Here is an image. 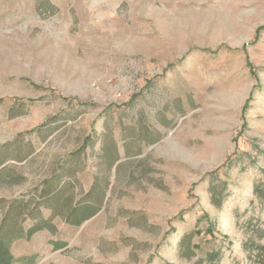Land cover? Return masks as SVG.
Wrapping results in <instances>:
<instances>
[{"label": "rangeland", "instance_id": "rangeland-1", "mask_svg": "<svg viewBox=\"0 0 264 264\" xmlns=\"http://www.w3.org/2000/svg\"><path fill=\"white\" fill-rule=\"evenodd\" d=\"M65 161L101 209L15 259L264 264V0H0V218Z\"/></svg>", "mask_w": 264, "mask_h": 264}, {"label": "trees", "instance_id": "trees-1", "mask_svg": "<svg viewBox=\"0 0 264 264\" xmlns=\"http://www.w3.org/2000/svg\"><path fill=\"white\" fill-rule=\"evenodd\" d=\"M95 145L96 141L91 143V146ZM104 146V143L100 142L99 150L103 151ZM112 146L114 151L109 160V167L115 165L117 161L116 143L112 142ZM30 152L31 149L28 153ZM80 153L81 149L74 152L71 157L80 155ZM68 165L69 161L60 163L55 172L44 179L41 187L36 189L34 199H30V201L14 199L7 204V208L3 210L0 218V264H15V262L25 260V264H34L32 257L15 259L10 252V246L16 239H27L39 229L48 227L52 217L60 215L65 223L78 226L101 209L108 190V181L96 178L91 188L85 191L81 198L73 201L71 197L65 195V191L70 188L76 177V171L67 170L66 166ZM260 195L264 198V190ZM52 200L56 203L52 204ZM42 208L50 210L49 217L46 218L42 215ZM63 208H67V211L62 212ZM26 216L32 222L30 226L24 228L22 223ZM55 246H60V243H55ZM214 255L216 254H209L210 260L217 257Z\"/></svg>", "mask_w": 264, "mask_h": 264}]
</instances>
